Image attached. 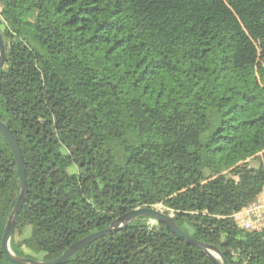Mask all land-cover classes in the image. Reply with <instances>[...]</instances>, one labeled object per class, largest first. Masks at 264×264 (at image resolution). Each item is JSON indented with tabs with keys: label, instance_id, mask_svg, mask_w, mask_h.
I'll return each mask as SVG.
<instances>
[{
	"label": "trees",
	"instance_id": "16d2710c",
	"mask_svg": "<svg viewBox=\"0 0 264 264\" xmlns=\"http://www.w3.org/2000/svg\"><path fill=\"white\" fill-rule=\"evenodd\" d=\"M0 32V119L28 187L16 255L57 258L162 204L228 264H264V230L233 217L264 189V0H0ZM20 186L0 132V264H16ZM61 264L218 263L140 216Z\"/></svg>",
	"mask_w": 264,
	"mask_h": 264
},
{
	"label": "water",
	"instance_id": "95a60500",
	"mask_svg": "<svg viewBox=\"0 0 264 264\" xmlns=\"http://www.w3.org/2000/svg\"><path fill=\"white\" fill-rule=\"evenodd\" d=\"M5 61H6V45L4 42V38L0 32V68L4 65ZM0 132L7 138L13 149L21 179V186H20L21 188L18 196V201L8 219L2 238V247L6 253L7 258L10 261L16 264H61L65 260H67L71 255H73L76 251L92 243L98 238L105 236L111 232L123 229L124 227L129 225L133 220H135L140 216H149L153 220H157L158 222L164 223L175 234L185 238L189 243L199 248L210 258L215 260L218 264H228L226 257L218 247L202 242L194 238L193 236L189 235L177 224L172 214H167L164 211L157 209L156 207L153 206L138 207L127 211L126 213L118 217L110 226L102 230H98L96 232L90 233L85 237H83L82 239L75 242L74 244H72L63 254H61L57 258L49 259V260H41L38 258H27L16 255L10 246V241L15 226L17 224L19 213L22 210V207L25 203L28 194L26 171H25L24 158L22 155L20 143L15 137V135L12 133L10 128L1 119H0Z\"/></svg>",
	"mask_w": 264,
	"mask_h": 264
},
{
	"label": "built area",
	"instance_id": "2783aa9c",
	"mask_svg": "<svg viewBox=\"0 0 264 264\" xmlns=\"http://www.w3.org/2000/svg\"><path fill=\"white\" fill-rule=\"evenodd\" d=\"M233 217L242 229L264 230V189L255 201L245 206L242 211L233 214Z\"/></svg>",
	"mask_w": 264,
	"mask_h": 264
},
{
	"label": "rangeland",
	"instance_id": "374dc122",
	"mask_svg": "<svg viewBox=\"0 0 264 264\" xmlns=\"http://www.w3.org/2000/svg\"><path fill=\"white\" fill-rule=\"evenodd\" d=\"M73 170V169H72ZM157 209H160V210H164V207H163V205L161 204V205H156L155 206ZM234 211H236L235 209H234ZM35 255V254H34ZM35 257L36 258H38V259H41V260H45V254L44 253H40V254H36L35 255Z\"/></svg>",
	"mask_w": 264,
	"mask_h": 264
},
{
	"label": "crops",
	"instance_id": "0c3cea01",
	"mask_svg": "<svg viewBox=\"0 0 264 264\" xmlns=\"http://www.w3.org/2000/svg\"><path fill=\"white\" fill-rule=\"evenodd\" d=\"M259 195H261V193H260ZM259 195H258V196H259ZM243 208H244V207H242V208L238 209V207H236V209H235L236 211H234V214H235V213H237V212H240V211H242V209H243Z\"/></svg>",
	"mask_w": 264,
	"mask_h": 264
}]
</instances>
